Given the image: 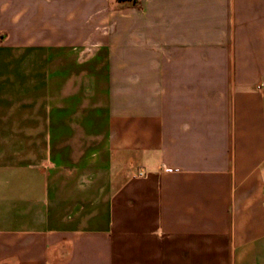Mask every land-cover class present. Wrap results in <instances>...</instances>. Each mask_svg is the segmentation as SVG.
Returning a JSON list of instances; mask_svg holds the SVG:
<instances>
[{"label":"crops","instance_id":"obj_1","mask_svg":"<svg viewBox=\"0 0 264 264\" xmlns=\"http://www.w3.org/2000/svg\"><path fill=\"white\" fill-rule=\"evenodd\" d=\"M257 85L264 0H0V264H264Z\"/></svg>","mask_w":264,"mask_h":264},{"label":"built area","instance_id":"obj_2","mask_svg":"<svg viewBox=\"0 0 264 264\" xmlns=\"http://www.w3.org/2000/svg\"><path fill=\"white\" fill-rule=\"evenodd\" d=\"M257 89H259V90H263V91H264V85H257ZM163 169H164L165 171H171V170H172V168L167 167V166L163 167Z\"/></svg>","mask_w":264,"mask_h":264}]
</instances>
